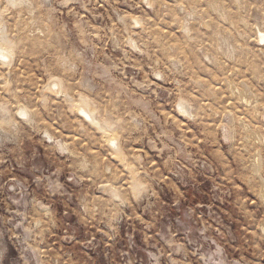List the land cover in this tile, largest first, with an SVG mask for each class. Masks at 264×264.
Returning a JSON list of instances; mask_svg holds the SVG:
<instances>
[{
	"label": "rangeland",
	"instance_id": "obj_1",
	"mask_svg": "<svg viewBox=\"0 0 264 264\" xmlns=\"http://www.w3.org/2000/svg\"><path fill=\"white\" fill-rule=\"evenodd\" d=\"M261 32L264 0H0V264H264Z\"/></svg>",
	"mask_w": 264,
	"mask_h": 264
},
{
	"label": "bare ground",
	"instance_id": "obj_2",
	"mask_svg": "<svg viewBox=\"0 0 264 264\" xmlns=\"http://www.w3.org/2000/svg\"><path fill=\"white\" fill-rule=\"evenodd\" d=\"M258 40H264V32H261L260 37H259ZM0 55H4V53L1 52V50H0ZM21 112H22L23 114H28V111L25 110L24 108H23V111H21ZM227 134H228V132H227V128H226V136H227Z\"/></svg>",
	"mask_w": 264,
	"mask_h": 264
},
{
	"label": "built area",
	"instance_id": "obj_3",
	"mask_svg": "<svg viewBox=\"0 0 264 264\" xmlns=\"http://www.w3.org/2000/svg\"><path fill=\"white\" fill-rule=\"evenodd\" d=\"M264 45V42H260V46H263Z\"/></svg>",
	"mask_w": 264,
	"mask_h": 264
}]
</instances>
